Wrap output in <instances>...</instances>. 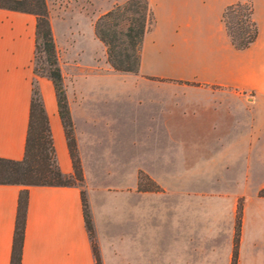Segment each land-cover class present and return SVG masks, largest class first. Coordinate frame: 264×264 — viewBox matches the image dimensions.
<instances>
[{
    "label": "rangeland",
    "instance_id": "rangeland-1",
    "mask_svg": "<svg viewBox=\"0 0 264 264\" xmlns=\"http://www.w3.org/2000/svg\"><path fill=\"white\" fill-rule=\"evenodd\" d=\"M124 1L45 0L67 107L87 108L80 112L98 123L83 152L90 161L87 145L99 146L98 163L91 165L98 164L101 172L87 184L127 189L137 186L130 171L140 172L141 188L155 192L143 201L155 203L156 264H226L230 211L235 214L240 203L238 263L264 264V198L258 196L264 187V96L245 107L198 88L147 87L134 75L114 72L104 47L94 35L90 39V30L98 16ZM200 18L202 31L171 29L164 22L159 26L154 32L159 45L145 54L164 60L151 63L152 69H178L182 61L186 78L211 73L206 69L217 43L213 7ZM182 36H209L213 45L197 49L192 41L185 46ZM33 67L38 72L47 67L42 53L35 55ZM171 104L180 111L204 106L227 110L164 117ZM72 182L84 195L86 182Z\"/></svg>",
    "mask_w": 264,
    "mask_h": 264
},
{
    "label": "crops",
    "instance_id": "crops-1",
    "mask_svg": "<svg viewBox=\"0 0 264 264\" xmlns=\"http://www.w3.org/2000/svg\"><path fill=\"white\" fill-rule=\"evenodd\" d=\"M147 1L154 22L142 39L138 72L130 74L137 77L142 85L185 90L198 88L212 95L230 97L235 103L245 107L264 96V0H250L257 35L243 50H235L231 46L220 22L224 7L240 0ZM211 7L217 18V43H214L213 58L206 69L211 73L186 78L182 71V61L178 69H152L151 63L160 65L164 60L159 56L151 60L145 54L149 47L157 49L159 42L154 32L159 26L164 22L171 29L202 31L204 23L200 15ZM160 14L164 15L163 19H160ZM34 33L33 15L0 9V158L17 161L23 157L31 86L32 81H35L47 117L56 165L61 174L70 176L73 173L72 163L52 84L45 77H36L32 71ZM92 37L93 30H90V39ZM181 41L185 46L194 41L197 49L213 45L209 36H182ZM217 107L204 106L197 108L196 112L214 115L223 109L227 110ZM83 109L87 108L72 107V104H68L81 177L86 182L84 198L100 264H156L153 239L155 203L143 201L155 192L140 191L135 183L127 189H109L107 185H94L93 188L87 184L88 178L98 177L101 171L98 164L95 165L96 168L91 165L98 160L99 146L91 142L87 145L92 149L88 154L90 161L83 152L85 142L88 138H94L93 131L98 126L92 118L80 112L85 111ZM194 111H180L171 104L170 109L163 115L170 117L181 112L183 118H195L198 113ZM217 123L214 122L216 125ZM118 168L124 171L122 166ZM109 174L110 171H106V175ZM128 175L133 179L137 177L134 170ZM23 189L27 191V202L20 264H95L82 215L81 189L76 185H0V264H9L10 261L17 198ZM229 223L230 248L226 264H229L232 246V211ZM185 225L188 227V222ZM241 231L242 223L238 255L242 241ZM186 232L188 234V229ZM238 262L237 257V264Z\"/></svg>",
    "mask_w": 264,
    "mask_h": 264
},
{
    "label": "trees",
    "instance_id": "trees-1",
    "mask_svg": "<svg viewBox=\"0 0 264 264\" xmlns=\"http://www.w3.org/2000/svg\"><path fill=\"white\" fill-rule=\"evenodd\" d=\"M0 9L27 13L35 17L34 57L42 53L47 67L38 72L32 65V71L34 74L38 72L39 77L44 76L52 84L73 169L72 175L65 176L56 165L47 117L37 84L32 81L24 154L22 159L17 161L0 158V185L75 186L72 180L81 181L82 177L45 0H0ZM153 22V13L147 0H125L96 18L93 35L104 47L106 63L114 72L125 74L138 72L142 39ZM220 22L235 50L247 48L256 38L257 28L252 19L250 0L236 1L224 7ZM139 177L140 172H137V189L153 191L151 188H141ZM263 190L264 187L259 190V197L264 198L261 194ZM80 197L83 220L90 238L95 264H100L88 207L82 192ZM26 202L27 191L23 189L17 198L9 264H20ZM241 217L242 206L237 203L229 264H237Z\"/></svg>",
    "mask_w": 264,
    "mask_h": 264
}]
</instances>
